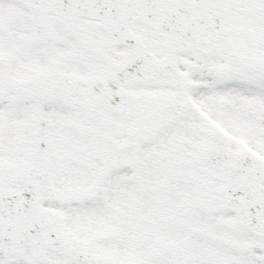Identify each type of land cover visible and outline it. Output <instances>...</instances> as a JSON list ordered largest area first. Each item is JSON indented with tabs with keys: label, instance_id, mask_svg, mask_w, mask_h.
I'll return each instance as SVG.
<instances>
[{
	"label": "snow or ice",
	"instance_id": "6c2138e0",
	"mask_svg": "<svg viewBox=\"0 0 264 264\" xmlns=\"http://www.w3.org/2000/svg\"><path fill=\"white\" fill-rule=\"evenodd\" d=\"M0 264H264V0H0Z\"/></svg>",
	"mask_w": 264,
	"mask_h": 264
}]
</instances>
